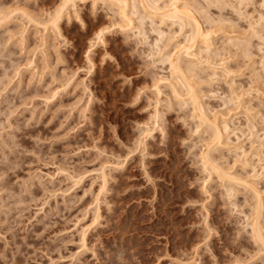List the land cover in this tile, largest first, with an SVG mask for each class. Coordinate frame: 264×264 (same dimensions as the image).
<instances>
[{
    "label": "rangeland",
    "instance_id": "obj_1",
    "mask_svg": "<svg viewBox=\"0 0 264 264\" xmlns=\"http://www.w3.org/2000/svg\"><path fill=\"white\" fill-rule=\"evenodd\" d=\"M170 2L0 0V264H264V0Z\"/></svg>",
    "mask_w": 264,
    "mask_h": 264
},
{
    "label": "bare ground",
    "instance_id": "obj_2",
    "mask_svg": "<svg viewBox=\"0 0 264 264\" xmlns=\"http://www.w3.org/2000/svg\"><path fill=\"white\" fill-rule=\"evenodd\" d=\"M115 1H118V2H120L119 4H122L123 5V7L124 6H126V4H127V0H115ZM174 1V3H175V0H173ZM155 2H156V0H141V5H142V7H144L145 9H149V10H151L152 11V13L154 12V13H158V11H161L162 13H161V15H162V17L163 18H166V19H171V20H175V22H177V23H179V26H181V27H184V25L186 26V25H190L191 27H192V29L194 30L193 32H191L192 33V36L190 37V41L189 42H191V46H192V43H194V41H195V39L197 38V36H199V37H201L202 39H203V43H208L207 41H208V38H207V36L206 35H203L202 33H201V31H200V28H199V26H198V23H197V21H196V19H195V16H193V14L191 13V12H188V11H184L183 10V8H182V10H180V9H178L177 8V6L175 5V4H173V3H171L170 2V5L168 6V7H164L163 5V7L164 8H161V6L159 7V6H157L156 4H155ZM177 2V1H176ZM66 3V2H65ZM64 6V5H63ZM153 15V14H152ZM161 15H160V17H161ZM180 27V28H181ZM190 29V28H189ZM194 33V34H193ZM189 40V39H188ZM210 43V42H209ZM208 43V44H209ZM207 46V45H206ZM208 47V46H207ZM179 54V53H178ZM190 54H187V56H189ZM177 56V55H176ZM169 63H170V68L174 71L173 73H176V72H178L179 70H180V61L178 60V59H176V60H174V62L172 61V62H170L169 61ZM176 71V72H175ZM189 89H190V87H188ZM189 91V90H188ZM187 93H190V91L189 92H187ZM189 95V94H188ZM194 95H189V97L191 98L190 100H193L192 102H194V100L196 101V99L193 97ZM196 104V102H194V105ZM196 106V105H195ZM211 126V125H210ZM227 126V125H226ZM225 127V126H224ZM223 129H225V128H223ZM226 130V129H225ZM213 133V132H212ZM215 133V134H214ZM214 133H213V137H214V139L216 140H219L220 139V136H219V132H218V130L216 129L215 131H214ZM214 140V141H215ZM206 156V155H205ZM208 157H206V160L208 161V159H207ZM204 164H205V162H204ZM206 164L207 165H210L209 164V162L207 163L206 162ZM211 166V168L214 170L215 168L214 167H212V165H210ZM208 168V167H207ZM216 170V169H215ZM258 231V230H257ZM256 231V232H257ZM258 233V232H257ZM257 235V234H256ZM257 237H258V240H260L261 241V237L260 236H258L257 235ZM262 242V241H261Z\"/></svg>",
    "mask_w": 264,
    "mask_h": 264
}]
</instances>
